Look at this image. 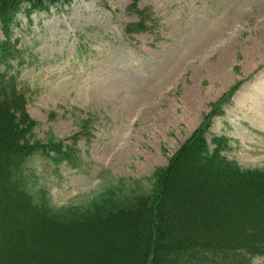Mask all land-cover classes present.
Here are the masks:
<instances>
[{"label":"rangeland","instance_id":"1","mask_svg":"<svg viewBox=\"0 0 264 264\" xmlns=\"http://www.w3.org/2000/svg\"><path fill=\"white\" fill-rule=\"evenodd\" d=\"M130 2L71 0L31 23L18 16L26 55L15 70L35 122L30 141L85 128L79 166L38 155L27 164L47 192L38 199L57 215L150 189L204 122L230 139L229 159L264 171V0H138L149 28L128 35L138 21Z\"/></svg>","mask_w":264,"mask_h":264},{"label":"trees","instance_id":"2","mask_svg":"<svg viewBox=\"0 0 264 264\" xmlns=\"http://www.w3.org/2000/svg\"><path fill=\"white\" fill-rule=\"evenodd\" d=\"M70 2L0 0V264H253L264 257V171L229 159L230 139L211 135L206 122L150 189L110 192L76 216L57 215L38 199L46 189L28 162L38 155L57 167L79 166L85 128L30 141L35 122L15 70L26 49L15 32L19 15L31 23L33 14ZM137 2L127 7L138 16L128 35L149 28L150 12Z\"/></svg>","mask_w":264,"mask_h":264},{"label":"bare ground","instance_id":"3","mask_svg":"<svg viewBox=\"0 0 264 264\" xmlns=\"http://www.w3.org/2000/svg\"><path fill=\"white\" fill-rule=\"evenodd\" d=\"M6 55V54H5ZM24 58V57H23ZM22 61V60H21ZM225 76H226V74H225ZM234 101H236V98H234ZM238 104H240V103H238ZM237 105V104H236Z\"/></svg>","mask_w":264,"mask_h":264}]
</instances>
